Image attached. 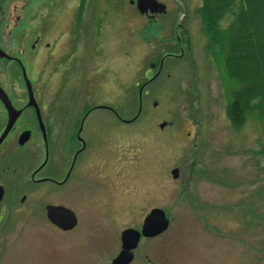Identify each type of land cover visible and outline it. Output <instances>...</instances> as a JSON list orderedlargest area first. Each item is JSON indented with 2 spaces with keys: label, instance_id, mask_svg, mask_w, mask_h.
<instances>
[{
  "label": "rangeland",
  "instance_id": "rangeland-1",
  "mask_svg": "<svg viewBox=\"0 0 264 264\" xmlns=\"http://www.w3.org/2000/svg\"><path fill=\"white\" fill-rule=\"evenodd\" d=\"M158 1L168 13L156 21L139 13L136 0L90 1L87 9L104 19L102 28L114 30L115 38L112 33L107 38L120 55L112 66L104 61V73L112 69L118 79L111 83L103 77L99 91L88 99L137 115L138 88L126 96L116 80L138 83L150 76V64L156 61L152 53L175 33L182 37L181 29L192 35L193 56L167 62L170 76L151 85L154 94L143 96L135 124L128 127L104 112L98 143L103 173H95L99 183L81 189L73 184L71 201L56 194L71 202L79 218L76 228L64 232L41 218H19V230L0 240V264H110L121 251L122 231L141 230L154 208L166 212L169 228L157 238L141 240L131 264H264V122L249 115L235 127L230 120L227 106L234 85L208 47L199 12L202 0ZM230 21L225 18L221 26ZM129 32L134 53L125 59L122 40ZM8 73L16 76L12 66ZM6 88L14 101L23 98L22 104H29L26 81L9 79ZM45 89L51 100L50 91L69 87L60 82ZM57 100L65 105L64 97ZM176 168L178 179L171 173Z\"/></svg>",
  "mask_w": 264,
  "mask_h": 264
},
{
  "label": "flooded vegetation",
  "instance_id": "flooded-vegetation-1",
  "mask_svg": "<svg viewBox=\"0 0 264 264\" xmlns=\"http://www.w3.org/2000/svg\"><path fill=\"white\" fill-rule=\"evenodd\" d=\"M31 1L32 5L28 0H0V240L19 228V218L36 222L41 218L45 225L56 227L48 218V206L72 210L79 223L71 202H62L56 194L62 192L68 198L73 184L81 189L83 184L91 187L99 183L95 173H103L99 156L102 147L98 143L103 139L104 112L128 127L135 124L143 111V96L154 94L151 85L170 76L167 62L193 56L189 31L181 29L182 37L175 33L174 38L163 40L161 48L151 55L156 61L150 64V76L138 83L125 80L120 84L116 80L126 96L138 88L137 115H123L112 105L88 99L99 91L100 79L111 78V83L118 79L112 69L104 73V61H108L106 67L112 66L120 55L119 48L115 49L107 38L110 33L115 38L114 30L102 28L104 19L87 9L92 0H74V6L71 0ZM167 13L142 15L156 21ZM178 26L183 28L182 23ZM202 29L205 33L204 23ZM131 33H127V41L126 37L122 40V48L127 47L123 50L125 59H131L134 53L129 44ZM9 66L16 71L14 78L8 73ZM9 79L31 82L34 106H24L23 98H11L6 88ZM60 82L69 89L52 90L53 99H47L45 85ZM27 93L30 102L29 90ZM23 95L19 92L20 97ZM61 97L66 99L65 105L57 104ZM157 105L154 103V107ZM99 112L103 114L96 116ZM163 124L161 129L167 122Z\"/></svg>",
  "mask_w": 264,
  "mask_h": 264
},
{
  "label": "trees",
  "instance_id": "trees-1",
  "mask_svg": "<svg viewBox=\"0 0 264 264\" xmlns=\"http://www.w3.org/2000/svg\"><path fill=\"white\" fill-rule=\"evenodd\" d=\"M210 50L234 85L227 113L235 127L246 117L264 122V0H202ZM231 17L227 27L222 21Z\"/></svg>",
  "mask_w": 264,
  "mask_h": 264
},
{
  "label": "water",
  "instance_id": "water-1",
  "mask_svg": "<svg viewBox=\"0 0 264 264\" xmlns=\"http://www.w3.org/2000/svg\"><path fill=\"white\" fill-rule=\"evenodd\" d=\"M137 9L141 14H155V13H165L166 5L160 3L157 0H136ZM30 102L29 106H34L35 101L31 91V83L26 81ZM0 88V95H1ZM7 105L10 107L11 104L8 101ZM14 118L11 119V122ZM162 124L161 127H164ZM174 179L179 178V169H174L172 172ZM48 218L51 223L62 231H71L76 228L78 220L74 212L70 209L60 206H48ZM170 221L164 210L159 208H154L144 219L141 231L134 228H128L121 233V243L122 248L117 257H115L110 264H131L135 258L134 251L138 248L141 238H155L163 234L169 228Z\"/></svg>",
  "mask_w": 264,
  "mask_h": 264
}]
</instances>
